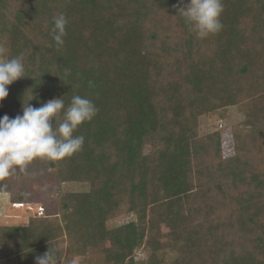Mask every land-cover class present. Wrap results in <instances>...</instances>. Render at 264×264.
I'll list each match as a JSON object with an SVG mask.
<instances>
[{
    "label": "trees",
    "instance_id": "obj_1",
    "mask_svg": "<svg viewBox=\"0 0 264 264\" xmlns=\"http://www.w3.org/2000/svg\"><path fill=\"white\" fill-rule=\"evenodd\" d=\"M188 2L0 0V60L25 64L0 118L30 99L98 108L74 132L81 151L0 180L12 204L45 210L0 224V264L50 248L60 264H264V0H223L203 39L179 14ZM202 116L220 123L201 134Z\"/></svg>",
    "mask_w": 264,
    "mask_h": 264
},
{
    "label": "clouds",
    "instance_id": "obj_2",
    "mask_svg": "<svg viewBox=\"0 0 264 264\" xmlns=\"http://www.w3.org/2000/svg\"><path fill=\"white\" fill-rule=\"evenodd\" d=\"M223 11V0H189L186 7L179 9V14L197 38L203 39L223 28ZM67 24L65 14L53 17L51 35L58 48L65 43ZM23 77V54L0 60V102L8 97V86ZM31 100L27 103L23 101L22 115L15 118L4 115L0 118V180L17 170L27 171L28 165L37 158L60 161L81 151L85 138L82 135L75 136L74 132L98 113L93 101L80 95H74L67 107L63 98L49 100L39 108L31 106ZM61 113L62 119L57 121ZM2 188H6V185H0ZM21 195L28 198L30 193ZM36 264H60V259L55 250L50 248L36 257Z\"/></svg>",
    "mask_w": 264,
    "mask_h": 264
},
{
    "label": "rangeland",
    "instance_id": "obj_3",
    "mask_svg": "<svg viewBox=\"0 0 264 264\" xmlns=\"http://www.w3.org/2000/svg\"><path fill=\"white\" fill-rule=\"evenodd\" d=\"M231 116L233 121H240L242 119V116L240 114H237L235 110H231ZM216 123L219 124L220 121L216 119L211 121L205 116L200 117L199 129L201 134H206L211 124ZM31 215H33V212L28 210L27 207L23 209H16L11 202V197L9 194H0V224H27V220ZM147 257L148 256L146 253L138 252L135 255L134 260L136 263H144ZM77 261L78 260H76V262Z\"/></svg>",
    "mask_w": 264,
    "mask_h": 264
},
{
    "label": "built area",
    "instance_id": "obj_4",
    "mask_svg": "<svg viewBox=\"0 0 264 264\" xmlns=\"http://www.w3.org/2000/svg\"><path fill=\"white\" fill-rule=\"evenodd\" d=\"M13 206L16 209H23V208L27 207V209L32 211L33 215L36 216V217H41L44 214V211H45L44 208L42 206H40V205H38L36 207H32V206L24 205V204H21V203H16V204H13Z\"/></svg>",
    "mask_w": 264,
    "mask_h": 264
}]
</instances>
